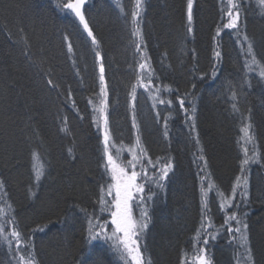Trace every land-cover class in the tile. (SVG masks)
Here are the masks:
<instances>
[{
	"label": "trees",
	"instance_id": "trees-1",
	"mask_svg": "<svg viewBox=\"0 0 264 264\" xmlns=\"http://www.w3.org/2000/svg\"><path fill=\"white\" fill-rule=\"evenodd\" d=\"M58 2L65 0H0V178L6 182L5 199L13 205L19 230L32 235L41 264H122L110 241H94V250L85 242L88 218L80 208L89 214L95 210L101 223L110 219L106 213L101 216L96 204L103 180L98 166L99 137L88 103L89 99L98 103L100 61L83 27L62 11ZM119 3L124 13L117 0H89L86 5L90 27L101 42L114 141L117 147L124 146L122 159H130L127 149L136 133L131 127L133 101L129 93L140 71L137 61L146 47L155 77L149 85L151 91L137 87L136 120L152 159L170 156L174 164L162 191L153 184L146 186V192L156 196L148 202L151 223L141 239L142 248L146 245L153 264H180L183 252L191 261L200 226L201 176L210 173L215 186L211 190L205 187L214 228L208 232L216 239L208 236L205 247L213 264H237L239 252L229 243L231 234L224 225L218 193L230 196L240 174L244 146L241 120L251 109L261 160L249 165L247 203L241 202L238 193L234 203L240 207L229 211L246 219L255 264H264V80L260 69L244 67L250 58L236 43L235 30L222 29L213 40L221 24V0H194L192 33L186 31V0H145L139 18L145 47L140 52L131 36L134 0ZM245 8L241 32H247L264 65V12L257 0H246ZM68 43L73 47L71 53ZM243 47L246 49V44ZM214 50L221 52L220 61L215 60ZM49 79L58 87L48 85ZM148 84L147 79L142 82ZM165 85L172 92L164 91L160 98L172 99L171 107L152 99L157 95L155 89ZM233 92L239 113L232 111ZM185 93H189L185 100L188 116L189 101L195 97V132L190 131V121L176 103V97L183 98ZM64 117L67 132L60 130ZM165 117H169L167 139L163 136ZM196 134L205 150L206 169L194 146ZM248 147L251 155V145ZM69 148L74 149L75 159ZM33 149L41 156L38 163L45 166L38 186L32 171ZM155 171L158 169L149 168V176ZM29 186L36 197H29ZM0 207H5L2 200ZM41 226L44 231L32 233ZM0 264H10L2 239Z\"/></svg>",
	"mask_w": 264,
	"mask_h": 264
},
{
	"label": "snow or ice",
	"instance_id": "snow-or-ice-1",
	"mask_svg": "<svg viewBox=\"0 0 264 264\" xmlns=\"http://www.w3.org/2000/svg\"><path fill=\"white\" fill-rule=\"evenodd\" d=\"M257 2L261 12H264V0H257ZM88 3L89 0H65V2H58L57 4L62 11H65L66 15L74 20H78L79 25L83 27V31L90 38L91 44L94 46L95 58L100 61L98 75L99 92L96 95L98 103H94L91 99H89L88 103L92 105V123L97 129L99 137L98 166L102 169L103 180V183L99 185L96 204L101 216L106 213L110 219H105L101 223L100 218L95 214V210L89 214L87 209L80 208V211L85 213L88 218L85 242L94 250V241H112V247L118 254V258L122 264H153L151 256L146 255V245L142 248L141 244V239L146 234L151 223L148 202L152 201L156 196L155 192L150 190L146 192V186L153 184L162 191L165 188L164 182L169 179V173L173 172L174 164L170 156L152 159L148 153V149L143 144L140 125L137 123L135 115L136 105L134 102L137 99V87L144 86L151 91L149 85L155 77V70L149 62L150 58L147 55L144 35L140 27L139 18L145 10V0H134L133 10L130 13L131 24L133 26L131 36L136 38L132 43L137 52H140L142 47H145V51L140 60L137 61L140 71L137 73L136 82L131 86V92L129 93L133 101L131 127L135 130L136 134L134 143L127 149L131 156L127 161L122 159L124 146L117 147L113 138L109 119V90L105 75L104 58L100 52L101 42L94 34L86 17V5ZM245 3L246 0H221V24L217 26L216 35L213 37V40H216L221 35L222 29L235 30L236 43L242 45V53L250 58V60L245 61L244 67L252 71L253 65H255L260 69L259 76L261 80H264V65L257 59L253 41L249 38L246 31L241 32V15L246 10ZM193 6L194 0H186L187 33H192L193 31ZM117 7L120 8L121 13H124V8L119 3V0H117ZM125 15L127 16L128 14ZM65 39L67 40L68 37L65 36ZM244 44H246V49L243 47ZM68 51L69 53L73 52L71 43H68ZM214 58L216 61H220L221 52L214 50ZM215 76L216 71L214 70L213 77ZM145 79L149 82L148 85H142ZM46 83L52 87H58L51 79L47 80ZM193 88H195V85H193ZM155 91L157 95L152 97L154 101L169 107L173 105L172 99L165 100L160 98L162 92H172L169 85H165L164 88H156ZM188 95L189 93H185L183 98L177 96L176 103L190 121V131L195 132L197 113L195 97L193 96V99L189 101L192 106L190 110L191 115L188 116L189 109L185 107V100ZM231 99L234 101L231 105L233 113H239L240 109L236 102L237 94L235 92L232 93ZM73 106H75L74 102ZM153 107H155V103ZM248 112L249 115L246 117L242 116L241 120L243 127L240 131L243 133L241 139L244 141V146L242 148L243 158L239 163L240 174L235 177L230 196H225L223 192L218 193L220 197L219 209L225 212L224 225L227 226V232L231 234L229 243L234 244L236 250L239 252V255L236 257L237 264H255V258L250 247L246 219L238 215L236 211H229L230 209L240 207L239 204L234 203L238 193L241 197V202L247 203L249 198V178L247 175L249 165L259 163L261 160V156L256 149L255 134L252 131L254 125L251 123V109ZM157 117L159 118V113H157ZM168 121L169 117H165L163 123V136L165 139L169 137ZM244 121L248 122L244 123ZM62 125L61 131H69L67 117L62 118ZM193 141L194 146L197 147L198 159L203 162L206 169L208 161L205 158V150L198 134L193 137ZM248 145H251V155H249L250 149ZM68 152L73 159L76 158L73 148H69ZM31 159L33 162L34 182L38 186L45 175V166L43 163H38L41 160V156L35 149L31 151ZM138 168L139 170H137ZM149 168L153 170L158 169V171L149 176ZM203 170L201 169V171ZM210 175V173H205V175L201 176L200 226L196 230L194 237L196 244L193 246L192 259L189 261L188 253L183 252L180 264H213L211 255L205 247L209 243L208 236L212 240L216 239L215 234L208 232V229L214 228L212 218L208 215L211 209L207 201L208 191H206V187L208 190H211L215 186L209 180ZM7 195L6 182L3 178H0V200L4 201L5 204V207H0V239L6 245L10 264H41L35 252L32 235L25 236L19 230V222L14 214L13 205L5 199ZM28 195L29 197H36L37 195L32 186L28 188ZM75 207L79 208V205H75ZM134 208L139 209L138 216L134 215ZM243 216L246 217L247 213H244ZM233 223L236 225L235 228L232 227ZM35 231H44V226L33 229L32 233ZM202 236L205 238L201 241ZM197 244H202L203 246H196ZM241 249L242 251H240Z\"/></svg>",
	"mask_w": 264,
	"mask_h": 264
},
{
	"label": "rangeland",
	"instance_id": "rangeland-1",
	"mask_svg": "<svg viewBox=\"0 0 264 264\" xmlns=\"http://www.w3.org/2000/svg\"><path fill=\"white\" fill-rule=\"evenodd\" d=\"M143 111H144V113H145L146 109L144 108V110H143ZM134 215L138 216V215H139V213H138V212H135V213H134ZM109 232H110V228H109ZM110 242H111V244H113V242H112V241H110Z\"/></svg>",
	"mask_w": 264,
	"mask_h": 264
},
{
	"label": "bare ground",
	"instance_id": "bare-ground-1",
	"mask_svg": "<svg viewBox=\"0 0 264 264\" xmlns=\"http://www.w3.org/2000/svg\"><path fill=\"white\" fill-rule=\"evenodd\" d=\"M115 136H114V134H113V138H114ZM118 140V139H117ZM135 210V212H138L139 213V209L138 208H135L134 209Z\"/></svg>",
	"mask_w": 264,
	"mask_h": 264
}]
</instances>
